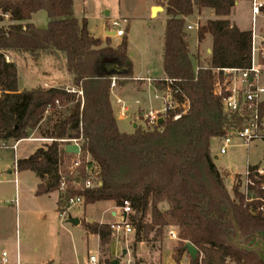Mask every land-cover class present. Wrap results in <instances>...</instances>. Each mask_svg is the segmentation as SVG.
Instances as JSON below:
<instances>
[{"label":"trees","instance_id":"obj_1","mask_svg":"<svg viewBox=\"0 0 264 264\" xmlns=\"http://www.w3.org/2000/svg\"><path fill=\"white\" fill-rule=\"evenodd\" d=\"M164 1L168 15L163 38L165 77L156 86L164 89L166 79L173 80L178 102L189 107L177 120L170 112L156 128L138 126L128 133L120 129L111 101L113 76L121 83L134 80L127 40L113 47L110 37L105 43L94 37L87 19L75 16L74 0H1L0 10L17 23L0 27V140H22L34 134L54 139L18 160L19 170H31L41 179L37 194L42 195L60 188V167L70 156L60 140L82 137V150L96 165L101 185L71 186L69 197L81 195L86 205L113 201L120 207L130 201L134 213L128 219L136 243L157 240L167 227L177 226L176 263L191 242L199 249L191 264H264V250L257 248L259 241L264 242L260 202H249L240 191L239 174L231 193L212 154L214 138L243 124L242 117L224 111L223 95L215 91L224 81L223 68L251 66L253 31L241 30L228 18L239 0ZM205 8L219 16L198 26L199 42L207 34L213 37L207 59L199 51L191 54L186 30L187 18ZM39 11L48 14L46 27L21 23ZM7 52L28 53L35 61L43 53L64 54L72 88L40 85L20 90L17 65L7 59ZM105 63L118 64L122 71H108ZM259 113L263 121L264 101ZM257 168L250 166L255 179ZM253 189L264 197L259 184ZM164 202L166 209L160 207ZM82 225L100 237L102 247L111 241L109 223L83 220Z\"/></svg>","mask_w":264,"mask_h":264},{"label":"rangeland","instance_id":"obj_2","mask_svg":"<svg viewBox=\"0 0 264 264\" xmlns=\"http://www.w3.org/2000/svg\"><path fill=\"white\" fill-rule=\"evenodd\" d=\"M259 0L258 2H261ZM158 5L161 4V0L158 1ZM245 7V9H244ZM74 8L75 15L80 19L86 18L88 21V27L92 30V32L98 37H105V33L107 30V24H109L113 19H122L126 18L128 20L127 23H123L122 26L126 31V34L123 37H115L113 35H107L111 39V45L113 47H118L123 40H127L128 43V55L132 62V74L134 77H150L152 79L159 78L163 76V60H162V52L164 45V34L166 29V21L167 14L159 13L156 11L154 13V17H150L149 9L147 7V0H74ZM109 12V15L106 14ZM158 14L157 17L156 14ZM237 14L243 17L242 24L244 26H250L252 24L253 12L252 8L249 5L244 6L241 4L237 8ZM207 16H202L198 21L200 24H204L207 22ZM195 22V20H193ZM197 21V20H196ZM35 22L39 27L47 26V14L44 11H40L35 16ZM193 24L192 23H187ZM8 26L9 21L4 15L0 12V26ZM186 25V30L190 34V45L191 49L195 50L197 46V30L196 28L192 30H188ZM258 27L257 32L259 34L264 33V10L263 14L257 18L256 24ZM106 40V38H105ZM105 43V41H104ZM207 45L202 46L200 50H198L202 57L205 59L209 58L210 55L206 51ZM45 56L48 59H51L54 63L55 69L52 70L49 67V62L46 60L43 62L41 66L40 72L47 74H52V72H56L61 74L65 72V56L62 53L58 54H47ZM24 54H21L23 56ZM30 59L32 56H26L25 59ZM10 59V58H9ZM31 65V62H27ZM106 67V64H105ZM134 81V80H133ZM133 81H127L128 84L123 88L122 99L125 101V104L129 107L128 117L124 120L119 121V125L121 129L126 131H131L134 128V120L131 117L134 112H141L142 115L148 113L150 110H163L165 107L164 101L162 99L163 90H161V96L154 86L149 85L144 91L133 89ZM24 83V81L22 80ZM73 82V78L71 83ZM125 82V83H127ZM156 82V81H155ZM125 83H121L120 80H117V88L120 85H124ZM47 87V86H45ZM116 90V91H117ZM120 90V89H119ZM118 90V91H119ZM112 92V90H111ZM117 105V104H115ZM140 110V111H139ZM142 119H145L144 116ZM141 127L143 129H147L146 125L141 123ZM34 136H37L35 134ZM38 139V143L40 145H45L46 143H51L49 140H43L42 138ZM35 141H23L20 143L19 148L17 150V156L24 157L30 154L33 149L38 145ZM12 143H9L11 146ZM221 141L218 140L212 141V153L215 157L218 156V159L215 158L217 164H219L224 169L230 170L231 172H245L247 169L248 163H259L262 167H264V139L259 138L253 141L248 147L241 145L240 141L235 139V145L228 149V152L224 155L220 154ZM13 149L11 147L1 148L0 156L2 157V161L0 162V172L3 175L2 181H0V253L3 250L10 252L13 249L15 241L19 238V241L22 242V245L27 244V248L31 251L35 246L39 247V235L38 230L39 227L36 224H33L32 228L34 233L27 234L25 229V221L24 216L19 214L17 216L15 208L13 205L19 203L20 195L19 189L15 186L14 182H11L10 179L14 178V173L9 174L8 171L13 169V165L11 162ZM88 154L84 153V157ZM71 158L72 156H66L63 164H61L60 170L62 175L69 177L72 175H77L78 177H82L84 179V175L82 173L81 167L79 172L73 171L71 173ZM84 166V165H83ZM85 171V170H84ZM24 177H31L29 172ZM86 173V172H85ZM226 175V185L228 190L232 193L233 188V180H228V173ZM87 175V173H86ZM23 177V176H22ZM87 178V177H86ZM22 178L21 187L24 189L29 186L30 178L24 179ZM82 179V181H83ZM79 182L77 185L72 183L69 184V187H79L83 188L84 184ZM69 197L67 191L62 193V198L60 199V206H64L67 208L66 199ZM116 206V204H115ZM168 206L166 202L161 203L160 207L165 209ZM110 201H98L92 204H78L71 207L67 211V218L70 219V216L73 218L82 217L86 219H100V218H111L110 216ZM120 211V207L116 206L115 210ZM114 223L110 222L109 224ZM83 226V225H82ZM176 232L179 234V228L174 226ZM80 229V228H79ZM83 229V228H82ZM81 229V231H83ZM169 228H167L164 234L159 237L157 240L152 239L154 233L151 234L150 238L152 240L144 241L142 243V248L146 250L147 253L151 252L152 257L146 256L145 261L148 263L155 264V262H164V264L174 263V254L175 248L178 246L179 240L171 239L168 234ZM136 232L129 234L127 237L120 236L117 239L113 234L111 235L112 240H118L123 248L130 249L134 254V259L131 264H140L142 259H138L137 255H135V250L138 245L135 242ZM63 253L66 259H70L71 261L75 260V263L79 264H90L89 257L93 254H98V242L95 239H91L88 244L86 240L83 238L82 232H75L74 235H71L69 232H65L63 234ZM3 239H7L3 241ZM58 241V237H55V242ZM54 242V240L52 241ZM106 251V250H105ZM122 256H125L122 254ZM121 256V257H122ZM172 256V257H171ZM174 260V262H173ZM186 256L182 257L181 262H185ZM123 264V261L121 262ZM125 264H128L125 263Z\"/></svg>","mask_w":264,"mask_h":264},{"label":"crops","instance_id":"obj_3","mask_svg":"<svg viewBox=\"0 0 264 264\" xmlns=\"http://www.w3.org/2000/svg\"><path fill=\"white\" fill-rule=\"evenodd\" d=\"M158 1L159 0H147V7L149 9L150 17H154V14L152 13V9L154 6L163 7V10L159 11V13H166V5H164L165 1L161 0V4H163V5H158ZM255 1L258 2L259 0H239L236 3V5L234 6L232 13L228 16V18L231 20V22L233 24H236L241 30H256V31L258 30V27L255 25L257 19L254 21V16L252 18V24L250 26H244L241 22V21H243V17L239 16V14H237V8L241 4H243L244 6L249 5V7L252 8V4ZM261 2H264V0H262ZM244 9H245V7H244ZM0 12L2 15H4V17H6L8 19V21H9L8 26H10L11 24L17 23L16 21L11 20L9 14H4L1 10H0ZM44 12H46V11H44ZM159 13H157L155 17H157ZM36 14L37 13H35L32 16V19L30 21H23L21 23L26 24L28 22H32L35 25H37L35 22ZM46 14H47V12H46ZM106 14L109 15V12H106ZM202 16H207L208 17L207 21L219 18V16L216 15V13L213 9L205 8L201 11L197 10L194 13V15L187 18V23L193 22V24H188V25H193L192 29L196 28V30H198V26L200 24V22L198 20ZM77 18H79V17H77ZM193 20H195V22ZM48 22H49V17L47 14V23ZM8 26L2 25L0 27L7 28ZM88 29H89V27H88ZM89 31L94 37L102 39L103 42L105 41V38H107V30L105 33V37L96 36L92 32L91 29H89ZM205 44L207 45V48H206L207 53H209V55H211L212 46H213V37L210 34H207L206 38L202 42H199L197 39V46H196L195 50H192L191 45H190L191 54L192 55L196 54L197 51L200 50V48L202 46H205ZM7 56L10 58L9 59L10 61H14L17 65V68H18V84H19L20 90L31 89V88H34V87H37L40 85L47 86V87L64 86V87L72 88V83H71L72 75L66 69V57H65V63H64V65H65V72L64 73L62 72L61 74H58L56 72H52V74L45 73L43 75V73L40 72V70H41L40 68H41V66L45 60H46V62H49L50 69H52V70L55 69V66L53 65L54 63L52 62V60L45 57L48 55L41 54L37 61L33 60L32 58H31V60L29 58L25 59L26 56H31L28 53H25L23 56H21V54H19L17 52H7ZM162 60H163V52H162ZM27 62H31V65H29V63H27ZM105 64L107 66V63H105ZM195 64H196V62H195ZM196 67H197V65H196ZM164 77H165L164 68H163V76L159 77V78L152 79L150 77H134L133 89L144 91L146 88L149 87V85H152L155 87V89L158 91V93L161 96V90L162 89H160L156 86L155 81H157L158 79L164 78ZM22 80L24 81V83L22 82ZM127 84H128V82L125 83L124 85H120L118 88V90L120 89L119 91L117 89H113L111 92V101H112V105H113V109H114V113H115L118 125H119L120 120H124L128 117V114L130 111L129 107L125 104V101L121 97L122 92H123L122 90H123V88H125V86ZM116 88H117V86H116ZM0 94H1V92H0ZM118 99H121L122 103H119ZM115 104H117V105H115ZM122 104H124V107L126 108V114L125 115L123 114V111L121 110ZM186 107L187 108L189 107L188 103L186 104ZM155 111H157V110H155ZM145 114H147V113H145ZM145 114L142 115L141 112L132 113L131 117L134 120L133 130H131V131L123 130V129H121V127L119 125L120 129L124 132L132 133V132H134L136 127H138V126L141 127V125H142L141 123L146 125L145 119H142V117L145 116ZM34 135L30 138L22 139L20 141V143L23 141H35L38 143V139H36V138H41V137H39L38 134H37V136H34ZM214 140H218L220 142V138H214L212 141H214ZM12 142H13L12 140L9 141V143H12ZM20 143L18 144L17 150L19 148ZM41 146L42 145H40L38 143V145L33 149V151L24 157L17 156V150H16V152H14V150H13L14 153H13L12 159H11L12 165L14 162L15 155L17 156L18 160L23 159V158H28L30 155H32ZM214 158L218 159V156L215 155ZM1 161H2V157H1L0 162ZM216 164H217V162H216ZM217 166L219 167L221 172L228 173V180L235 181V176L237 174H239L241 176L240 178H242V176H243V172H240V171H237V172L232 171L231 172L230 170L224 169L219 164H217ZM248 166L262 167L259 163H253V164L248 163L247 167ZM262 168H264V167H262ZM26 172H29V174H32V175H29L31 177H26V176L24 177V175L27 174ZM8 173L11 174V173H14V171L9 170ZM22 178H24V179L30 178L31 179L30 180L31 183L25 189L23 187H21ZM2 179H3V175L1 176V181H2ZM16 180H17V183H16ZM10 181L14 182L15 186L19 189V195H20L19 203L16 205H13V207L15 208L14 210L16 211L17 216H19V214L20 215L22 214L24 216L23 218L25 221L26 232H28L27 234H33L34 233L33 228H32L33 224H36V226L39 227L37 234L39 235L40 240H39V247L35 246L34 249H32V251H31L29 248H27V244L23 246L22 242L19 241V238H17L16 240H14L15 244L13 246V249L10 252L3 250L0 253V263H2L4 261V259L6 258L10 264H79L78 261H77V263H75V260L74 261L73 260L71 261L70 259L68 260L64 256L63 249H62L63 244H64L62 241L64 239L62 236L65 232H69L71 235H74L75 232H78V233L82 232L83 238L86 240V242L88 244L90 243L91 239H95L98 242V254L97 255H95V254L91 255V256L95 257V262H93L91 260V256L89 257V263L90 264H114L115 261H118V264H121L122 261H123V264H125L127 262H128V264H131L132 260L135 258L134 254L131 252V250L123 248L122 244L118 240L114 239V240L110 241L106 246L102 247L100 244V237L97 234L89 233L84 228V226H82L83 220L89 221V222H99V223H110L113 221L114 222L120 221L121 220V213H120V211H118V209L115 210L117 205L115 206V203L113 201H110L111 207L109 208L111 218H109V219L100 218V219L96 220L93 218L86 219L87 217H85V218L77 217L78 219H80V223L77 225V224L71 222L70 219H72L73 217L70 216V219H68L66 221L67 213L65 215H62V213L66 210L64 206H62V205L60 206V199L62 198V193H63L62 191L56 190V191L46 193V194H42V195L37 194L38 186L41 183V179L36 175L35 172H33L31 170H22V171L19 170L17 174L14 173V178L10 179ZM167 228H169V231L171 229L175 230L174 226H169ZM81 229L83 231H81ZM169 231H168V234H169ZM56 236L58 237V241L55 242ZM171 239H173V238H171ZM6 240L7 239H3V241H6ZM53 240H54V242H52ZM142 243H144V241L137 242L138 246L136 248H138V249L135 250V255H137L138 259H142L140 261V264H150V263L145 261V257L148 255H149V257H152V254H151V252L147 253L146 250H144L141 247ZM4 252L7 253L6 257L3 256ZM122 254L125 256H122ZM185 256H186L187 260H185L184 263H186V264L190 263L191 264L190 255L187 252H185L184 257ZM173 262H174V260H173ZM155 264H164V262L159 261L158 263L155 262ZM170 264H174V263H170Z\"/></svg>","mask_w":264,"mask_h":264},{"label":"built area","instance_id":"obj_4","mask_svg":"<svg viewBox=\"0 0 264 264\" xmlns=\"http://www.w3.org/2000/svg\"><path fill=\"white\" fill-rule=\"evenodd\" d=\"M1 1V0H0ZM264 2L255 1L252 4V12L254 16V21L263 14ZM126 18L113 19L107 25V32L113 33L115 37H123L126 34L125 29L122 24L127 23ZM193 25H187V29L191 30ZM253 31V44H252V63L248 68H223L224 81L219 82L216 86V93L223 95V109L228 114H236L243 119V124L240 127L231 126L227 133L219 137L221 141L220 154L224 155L228 152V149L235 145V139L240 141L241 145L249 146L253 141L263 138L264 139V120L260 118L259 104L264 101V33L259 34L256 30ZM9 60V57L7 56ZM198 67H196V70ZM219 71V70H218ZM118 78L116 76L112 77L111 90L117 86ZM167 87L162 89V99L164 101L165 107L163 110L155 111L150 110L145 114V122L147 129H154L160 123V119H165L170 115V112H175L174 119H179L182 114L187 111V102L180 104L176 98V94L179 92L178 89L173 87V80L166 79ZM75 91V89H73ZM79 95H82V91H78ZM119 103H122L121 99H118ZM58 103V101H57ZM181 108L182 112H176L177 109ZM121 110L123 114H126V108L122 104ZM43 140L53 141L54 139L42 138ZM21 140L13 141V144L9 146V141L0 140V149L11 147L14 152H16L18 144ZM64 142V149L69 144H76L80 147L79 153H67L72 156L71 158V173L73 171L79 172L81 167H84L87 173V178L83 179L82 183L85 188H94L97 185H101L97 178V167L91 161L90 155L85 158L84 152L81 147L82 137L80 138H68L60 140ZM50 144V143H46ZM1 160V156H0ZM84 165V166H83ZM15 174L18 173V158L15 155L13 162V169ZM258 182L252 177V171L250 166L247 167L246 171L243 173L240 182V191L246 196L249 202L259 201L258 210L264 214V197H258L254 191L256 185H260L264 192V168L258 167L256 170ZM2 173L0 172V181ZM81 181L80 176L72 175L69 177L62 176L59 190L66 192L69 188V184H78ZM17 183V180H16ZM67 208L62 213L65 215L67 211L78 204H84V197L81 195L70 196L66 199ZM68 209V210H67ZM121 220L111 223L112 234L119 239L120 236L127 237L129 234L135 232V228L129 222V215L133 214L130 201H124V204L120 206ZM126 215V216H125ZM169 236L173 239L179 240V234L171 229L169 231ZM3 256L6 257L7 253L4 252ZM91 260L95 262V257L91 256ZM0 264H10L5 258ZM180 264H186L181 262ZM190 264V263H189Z\"/></svg>","mask_w":264,"mask_h":264},{"label":"water","instance_id":"obj_5","mask_svg":"<svg viewBox=\"0 0 264 264\" xmlns=\"http://www.w3.org/2000/svg\"><path fill=\"white\" fill-rule=\"evenodd\" d=\"M155 10L162 11L163 7L154 6L153 9H152V13L153 14L155 13ZM107 35H113V33L107 32ZM106 69L108 71H112V72H115V73L122 71V69L119 67V65L115 64V63H107ZM162 121H163V119H160V122H162ZM66 150L68 152H70V153H79L80 152V147L78 145H76V144H69V145L66 146ZM70 220H71L72 223H75L77 225L80 223V219H78V218H72ZM259 247L264 250V242L259 241V243L257 245V248H259ZM185 249H186V252L190 255V257L192 259L196 260L198 258L199 249L194 244H192L191 242H187L186 246H185ZM262 259L264 261V254H262ZM114 264H118V261H115Z\"/></svg>","mask_w":264,"mask_h":264},{"label":"bare ground","instance_id":"obj_6","mask_svg":"<svg viewBox=\"0 0 264 264\" xmlns=\"http://www.w3.org/2000/svg\"><path fill=\"white\" fill-rule=\"evenodd\" d=\"M157 10H155V12H156Z\"/></svg>","mask_w":264,"mask_h":264}]
</instances>
